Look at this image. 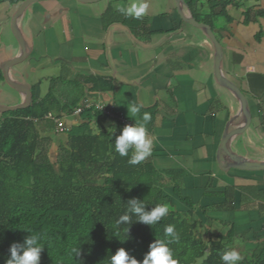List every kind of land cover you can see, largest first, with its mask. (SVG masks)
<instances>
[{
	"label": "crops",
	"instance_id": "obj_1",
	"mask_svg": "<svg viewBox=\"0 0 264 264\" xmlns=\"http://www.w3.org/2000/svg\"><path fill=\"white\" fill-rule=\"evenodd\" d=\"M24 1H0L4 107L18 106L25 97L5 82L3 71L21 55L11 20ZM184 1V16L214 31L225 54L222 74L247 100L250 126L230 139L229 151L244 160L264 161V0H223L226 7L219 6L211 18L207 0ZM146 2L137 33L121 21L110 23L125 16L117 5L129 0L31 3L18 19L29 54L10 68V80L27 85L33 99H43L54 79L72 84L84 77L105 78L112 88L88 91L81 103L105 105L103 110L120 113L133 125L128 103L141 104V115L154 110V129L147 127L154 141L151 160L158 170L175 173L164 191L176 210L188 211L184 200H190L196 219L211 226L210 235L225 236L233 230L232 247L251 253L264 244V171L232 168L227 155L220 162L219 153L224 135L246 125L240 102L216 79L217 54L206 32L182 18L176 0ZM3 115L0 111V120ZM77 117L64 120L77 123ZM109 119L104 114L102 123L109 126Z\"/></svg>",
	"mask_w": 264,
	"mask_h": 264
},
{
	"label": "trees",
	"instance_id": "obj_2",
	"mask_svg": "<svg viewBox=\"0 0 264 264\" xmlns=\"http://www.w3.org/2000/svg\"><path fill=\"white\" fill-rule=\"evenodd\" d=\"M0 1L16 4L20 0ZM226 5L223 0H207L208 17ZM115 21L133 33L142 28L140 19L119 15L110 23ZM111 88L108 79L99 77H84L72 84L54 79L46 97L34 98L27 109L4 113L0 120V264H7L14 244L23 245L31 236L29 229L49 241L40 264H108L110 255L121 247L142 260L150 243L163 238L169 224L181 237L179 244L169 245L179 264L193 263L207 250L204 264H222L221 253L233 248V230L225 236L210 235L207 223L196 219L190 200H184L188 211L176 210L164 191L175 173L158 170L153 154L135 166L127 163L131 151L128 157L119 156L114 143L121 124L111 118L109 126L104 125V113L96 106L84 107L77 123H66V140L54 152L55 136L60 134L47 115L71 118L86 92ZM145 112L151 114L147 127L152 132L156 112ZM174 188L177 192L179 185ZM133 199L143 202L146 211L160 203H168L172 210L153 228L128 213L130 222L115 229V220L127 212ZM77 245L81 256L73 260L69 254ZM241 255V264H264V244Z\"/></svg>",
	"mask_w": 264,
	"mask_h": 264
},
{
	"label": "clouds",
	"instance_id": "obj_3",
	"mask_svg": "<svg viewBox=\"0 0 264 264\" xmlns=\"http://www.w3.org/2000/svg\"><path fill=\"white\" fill-rule=\"evenodd\" d=\"M147 8L148 3L146 0H129L127 4L117 5L119 12L135 19L141 18L146 13ZM104 106L97 105L100 111ZM127 109L129 117L135 120V124L125 126L120 134L116 136L114 149L121 157H128L131 151V156L127 163L135 166L152 155L154 141L146 126L152 117L148 112H143L141 115L142 105L136 102L128 103ZM171 210L172 206L168 203H160L150 211H146L143 202L133 199L128 204L127 212L115 220L114 228L118 229L122 223L130 222L128 213H134L138 221L153 228ZM208 227L212 229L211 226ZM29 230L32 234L26 238L23 245L17 246L14 244L10 248L11 258L7 261V264H40L41 252L49 241L41 233ZM116 236H119L118 231ZM180 240L181 237L175 230V225L169 224L163 229V238L155 239L150 243L148 251L144 254L142 260L131 257L129 252L121 247L115 254L110 255L108 264H179L178 260L174 258V252L169 245L179 244ZM69 255L73 260L80 257L81 246L72 247ZM220 259L222 264H241L243 257L235 248H230L221 253Z\"/></svg>",
	"mask_w": 264,
	"mask_h": 264
},
{
	"label": "water",
	"instance_id": "obj_4",
	"mask_svg": "<svg viewBox=\"0 0 264 264\" xmlns=\"http://www.w3.org/2000/svg\"><path fill=\"white\" fill-rule=\"evenodd\" d=\"M36 1H40V0H25L21 4L19 9L16 11V13L14 14V16L11 20V29H12L14 37L16 38L17 42L19 43V45L21 47V55L18 58H16L15 60L8 62L6 64V66L3 68L4 79H5V82L9 86L14 88L16 91H18L22 94H25V97H24V102L18 106H15V107L0 106V111H2L4 113L27 109L32 104L33 98H32V93L30 91V88L25 84H15L14 82H12L10 80L8 72L12 66L24 62L26 60V57H28L29 51L26 47L25 41L22 37V34L18 28V19L20 16H22V14L26 10V8L31 3L36 2ZM79 1L86 2V3H94V2H98L100 0H79ZM176 5L178 8L179 14L182 16V18L186 22H188L189 24H191L195 27L201 28L206 32L209 40L211 41V43L213 44V46L215 48V52L217 54L215 56V76H216V79L220 85L229 89L230 91H232L237 96V98L240 102L241 108H242V113L246 119V125L244 127L240 128V129L232 130V131H230L224 135V137L221 141V144H220V149H219V153H220V157H221L220 162L222 163L224 161V159H223V154H224V155H227L229 157V159L231 160V163H232L231 167L232 168L243 170V171H264V161L259 162V161L244 160V159L240 158L239 156L232 154L229 151L228 142L230 141V139L234 135H238V134H241L242 132H244L250 126V123H251V115L248 111V104H247L246 97L235 84H233L229 79H227L222 74L221 63H222V60H223V57L225 54L223 53L222 46H221L220 42L218 41V39H217L214 31L212 30V28L205 23L198 22L193 17L186 18L184 16L183 10H182V7L186 6L184 0H176ZM208 257H209V250H207L202 257L196 258L195 261L193 263H190V264H204L208 260Z\"/></svg>",
	"mask_w": 264,
	"mask_h": 264
},
{
	"label": "built area",
	"instance_id": "obj_5",
	"mask_svg": "<svg viewBox=\"0 0 264 264\" xmlns=\"http://www.w3.org/2000/svg\"><path fill=\"white\" fill-rule=\"evenodd\" d=\"M90 106H92V105L89 104L87 101H83L81 106L76 107V108L73 109L72 116H76V117L79 116L81 114V112H82L84 107L88 108ZM102 111H103V113L105 115H107V117L118 120L119 123L121 124L122 129L125 126L133 125V123L130 120L126 119L120 113H117V112H115L113 110H103L102 109ZM47 118L53 120L56 123V132L57 133L63 134L65 132V130H66V122H65V120L63 118L62 119L56 118L52 113H49L47 115Z\"/></svg>",
	"mask_w": 264,
	"mask_h": 264
},
{
	"label": "rangeland",
	"instance_id": "obj_6",
	"mask_svg": "<svg viewBox=\"0 0 264 264\" xmlns=\"http://www.w3.org/2000/svg\"><path fill=\"white\" fill-rule=\"evenodd\" d=\"M55 138H56V140H57V144H56V146H55V148H54V152L55 153H57V151H58V149H59V142L60 141H65L66 140V136L65 135H63V134H60V135H57V136H55ZM202 207V206H201ZM204 210V209H203Z\"/></svg>",
	"mask_w": 264,
	"mask_h": 264
}]
</instances>
